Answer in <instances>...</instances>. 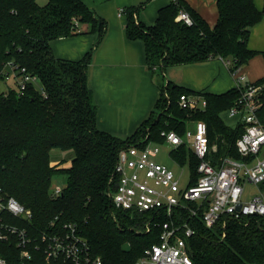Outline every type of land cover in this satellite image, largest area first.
Here are the masks:
<instances>
[{
	"label": "trees",
	"instance_id": "trees-1",
	"mask_svg": "<svg viewBox=\"0 0 264 264\" xmlns=\"http://www.w3.org/2000/svg\"><path fill=\"white\" fill-rule=\"evenodd\" d=\"M144 6L126 9V33L130 40L144 42L148 67L164 73L168 67L198 64L220 58L245 67L264 52L249 49L252 29L264 18L254 0H217L218 21L211 27L186 0H173L159 11L154 26L138 21ZM182 11L194 21L179 20ZM88 27L97 34L95 46L78 61L55 57L52 43L70 38ZM107 23L82 0H0V80L7 63L26 68L40 79L43 97L33 85L19 97L12 91L0 101V187L32 211L35 224L45 226L56 214L79 225L94 257L103 264H135L144 250L159 243L162 226L182 224L189 214L176 210L166 214L135 215L114 209L110 197L117 183L115 168L120 152L129 146L149 142L163 144V131L183 135L189 123L203 121L210 146H216L214 163L222 157L239 159L236 141L243 125L230 127L222 115L234 106L240 92L221 95L197 93L171 82L161 85V96L151 117L136 133L120 139L98 128V112L88 84L93 53L106 35ZM258 97V117L264 124V78ZM183 95H200L207 102L203 110H183ZM54 150L72 152L71 166L52 164ZM180 166L188 165V186L197 185L199 161L186 147L171 152ZM68 177L63 193L53 198V177ZM195 206V205H194ZM149 223V231L147 228ZM196 235L187 240L193 264H264V217L245 222L229 220L214 230L195 223ZM225 231V237H223ZM15 249L0 243V257L9 259Z\"/></svg>",
	"mask_w": 264,
	"mask_h": 264
},
{
	"label": "built area",
	"instance_id": "built-area-1",
	"mask_svg": "<svg viewBox=\"0 0 264 264\" xmlns=\"http://www.w3.org/2000/svg\"><path fill=\"white\" fill-rule=\"evenodd\" d=\"M118 15L125 17L126 9H120ZM179 20L187 26L194 24L185 11L180 13ZM222 61L240 92L234 106L227 111L230 119L243 125V133L236 141L239 159L227 156L214 163L212 157L217 147L210 146L208 128L203 121L194 122V130L188 127L183 135L163 131V144L129 146L119 154L115 168L117 183L110 194L114 209L131 218L148 212H163L171 218L176 210L189 214L188 221L182 224L174 221L163 224L159 243L146 248L135 264H193L187 240L196 235L195 223L214 230L218 226L225 228L229 220L246 223L264 217V124L258 117V97L263 86L251 81L243 67L235 68L233 60ZM1 78L0 82L12 80L15 87L0 89V101L7 99L12 91L23 96L31 85L43 97L47 96L40 79L14 63L5 65ZM179 105L183 110L195 111L205 109L207 102L200 95H183ZM182 146L199 161V180L192 187L181 188L176 174L155 159L164 147L171 156V152ZM249 184L257 187L256 194L247 192ZM62 193L63 189L57 186L51 196L57 198ZM249 195L251 198L246 199ZM63 216V212L56 214L43 227L35 224L32 211L0 187V243L15 249L10 260L0 257V264H103L101 257L92 254L79 225L63 220Z\"/></svg>",
	"mask_w": 264,
	"mask_h": 264
},
{
	"label": "crops",
	"instance_id": "crops-1",
	"mask_svg": "<svg viewBox=\"0 0 264 264\" xmlns=\"http://www.w3.org/2000/svg\"><path fill=\"white\" fill-rule=\"evenodd\" d=\"M82 1L108 25L105 37L93 53L88 71V84L97 106V125L101 131L120 139L134 135L151 117L164 82L193 92L216 95L235 89L234 78L220 58L198 64L171 66L164 73L150 71L144 42L127 37L126 16L119 17L118 12L120 9L144 6L138 13V21L151 27L155 25L159 11L173 0ZM186 1L211 27L216 25L217 0ZM254 2L258 10L264 11V0ZM97 39V34L83 27L82 32L73 37L54 41L52 50L58 59L78 62L92 50ZM248 46L250 50L264 52V18L252 29ZM243 71L253 82L263 79L264 58L256 56Z\"/></svg>",
	"mask_w": 264,
	"mask_h": 264
},
{
	"label": "rangeland",
	"instance_id": "rangeland-1",
	"mask_svg": "<svg viewBox=\"0 0 264 264\" xmlns=\"http://www.w3.org/2000/svg\"><path fill=\"white\" fill-rule=\"evenodd\" d=\"M49 3V0H39L40 6H45ZM161 74V73H159ZM161 77V76H160ZM8 83V84H7ZM9 86L15 87L13 81L9 82H0V89L6 90ZM223 120L229 125V126H236V120H231L227 113L222 115ZM194 123L191 122L189 125V128L191 130H194ZM170 150L167 147L162 148L161 152L156 155L155 159L164 165L168 166L179 178L180 181V187L185 188L187 187L190 179V169L188 165L185 166H180L177 164L172 157L170 156ZM52 164H56L57 161H64L63 167L69 168L71 166V160L73 158V153L72 152H65V151H59V150H54L52 152ZM67 175L65 173L58 172L54 177H53V184L51 188V192L55 190L57 186H60L62 189H64L67 185ZM246 190L249 192V194H256L257 193V187L254 185H246ZM251 198V195L246 197V199Z\"/></svg>",
	"mask_w": 264,
	"mask_h": 264
}]
</instances>
